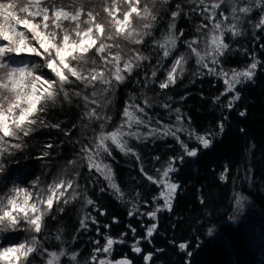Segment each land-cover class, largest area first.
I'll use <instances>...</instances> for the list:
<instances>
[{
  "label": "trees",
  "instance_id": "trees-1",
  "mask_svg": "<svg viewBox=\"0 0 264 264\" xmlns=\"http://www.w3.org/2000/svg\"><path fill=\"white\" fill-rule=\"evenodd\" d=\"M78 1L60 0V4L66 10L82 7L85 12L97 13V20L105 24L107 35L111 18L103 8L111 6L113 0H83V4ZM15 3L18 11L28 0H15ZM115 3L119 9L118 18H122V12L128 5L125 0H115ZM145 4L157 19L151 35L144 37L143 44L136 45L116 35H113V40H105L110 45H119L110 49L112 53L119 51L127 58L135 49L148 57L130 75L125 73L127 79L116 85L111 94L96 97L103 105L97 111L102 117H111V120L89 119L85 115L96 105L86 104L82 97L74 96L72 92L90 96L93 89L75 81L69 74L73 82L65 85V89L71 102L64 100L61 93L57 103L49 104L47 110L40 114L46 124H59L60 127L34 126L35 130L26 137L21 133L20 139L5 138L7 143L3 148L7 151L0 155V164H3L0 198L5 201L13 190L23 188L31 190L37 201L44 199L47 186L42 184L59 178L68 180L69 172L65 174L63 171L69 170L70 160L78 162L71 171L74 173L73 187L80 195L67 205L54 203L51 213L43 218L40 233L33 234L29 231L31 227L28 230L26 225L0 232V250L20 243L29 245L27 237L31 233L38 241L35 246L47 250L34 252L18 264H44L41 255L52 252L57 253V264H99L101 259L109 264H118L123 259L131 264H264V26H259L264 19V2L257 6L254 0H225L217 10L218 18L223 13L228 17L225 23L236 24L239 33L235 36L225 34L224 42L230 48L215 65L217 71L223 69L230 78L233 70L245 69L253 58L261 62L251 81L236 86L240 99L232 107L227 104L234 93L227 92L224 78L209 73L192 56L183 66L182 73L177 70L175 84L167 89L159 88L173 59L177 55H188L184 41L203 40V32L208 29L197 32V28L202 23L210 25L211 22L204 19L205 14L200 11L202 6L195 0H168L167 3L164 0H140L141 9ZM177 4L183 11L175 20L174 31L177 34L182 32L183 36L179 37L172 55L164 58L154 41L164 43L163 37L171 22L170 14L176 10ZM247 5H251V10L248 13L237 12L238 20H233L231 8ZM18 15L24 14L18 12ZM81 19L86 20L87 17L82 16ZM132 22L135 27L142 26L145 21L133 15ZM63 23L69 31L74 26L67 21ZM18 30L27 32L22 24ZM199 47L204 50L203 43ZM44 59V56L34 54H10L12 66L39 64L41 66L35 75L58 80L50 69L43 66ZM92 60L103 67L104 62L93 53H89L86 67L94 66ZM4 62L9 63V60L6 58ZM207 62L209 67H213L211 57ZM70 63L79 68V62ZM152 71L157 72L156 77L151 76ZM101 87L97 83L96 90L99 92ZM217 96L219 100H216ZM144 100L149 103L145 105ZM132 102L145 108V113L138 114L150 119L151 127L163 129L171 126L173 130L183 127V131L176 133L179 139L157 135L129 140L139 160L110 146L111 156H105L104 163L111 166L115 183L125 193L124 199H120L103 176L95 170L89 171L82 160L81 148L91 146L101 131H114L125 120L122 110ZM165 103L171 107H162ZM177 108L179 113L175 112ZM177 115L182 117V125L178 124ZM101 123L104 124L103 129L100 128ZM140 131L146 132L147 129L141 126ZM196 135L208 138L210 146L204 148L196 140ZM181 141L189 150L195 149L197 155L188 157ZM15 143H20L21 147H9ZM45 152L48 154L44 155ZM169 160L174 161L176 170L169 173L167 180L179 187L170 201L171 210L163 209L152 221L144 213L154 210L157 205L162 206L164 201L160 193L167 191L165 187L148 181L144 173L156 176V169L167 167ZM221 175L225 179L221 180ZM85 198L92 199L94 205H87ZM38 207L43 209L45 206L38 204ZM129 212L135 214L129 215ZM86 216L89 217L87 227H82L79 221ZM152 223H156L157 228L148 237L147 228ZM107 237L123 242L114 243L107 253L97 251L106 243ZM137 241L140 253L132 250ZM181 244L185 245L183 249ZM61 251L65 255L60 256ZM73 255L75 260L71 259ZM146 255L151 257L148 261L143 258ZM0 264L5 262L0 261Z\"/></svg>",
  "mask_w": 264,
  "mask_h": 264
},
{
  "label": "snow or ice",
  "instance_id": "snow-or-ice-1",
  "mask_svg": "<svg viewBox=\"0 0 264 264\" xmlns=\"http://www.w3.org/2000/svg\"><path fill=\"white\" fill-rule=\"evenodd\" d=\"M128 7L127 10L122 12V18H117L116 13L119 9L116 7L115 0L111 6H106L103 8V12L111 18L109 23L112 25V29L116 36H122L125 40H130L136 45L143 44L144 37L151 35V29L153 28L154 22L157 16L149 8L147 4L140 8V0H125ZM165 3L168 0H164ZM202 7L200 11L204 13V19L211 22L202 23L198 28L197 32H201L202 29H208V31L203 32V40L196 38L192 40L184 41L186 48L188 49V55H177L173 61L171 67L166 73L165 80L159 83V88L161 90L167 89L169 85L176 83L177 70L182 73L184 71V65L187 63L189 56L196 58V63L203 68H207L209 73L222 76L224 78V84L226 86L227 92L234 93L232 100L227 104L228 107H232L236 100L240 99V94L236 91V86L242 82H249L255 76V70L261 63L259 60L253 58L252 62L243 70L236 71L233 70L229 78V73L224 72L223 69L217 71L215 65L220 63V58L226 54L230 46L224 42V36L226 33H230L235 36L238 35L237 25L233 23H225L228 17L223 13L217 16V10L221 8L225 0H195ZM264 0H254L257 6H260ZM195 10V9H194ZM251 10V5L244 7H233L231 12L233 13V20H238L235 15L239 13H248ZM182 8L180 4L176 5V10L171 12V22L168 26V32L163 37L164 43L159 41H154L157 47L162 50L164 58H168L176 50L178 39L183 36V33H176L174 30L176 28L175 20L181 16ZM22 13L24 15H18ZM97 13L93 11L85 12L84 8H77L75 10H66V7L60 4V0H28V3L19 7L17 11V4L15 0H0V66H5L4 60L7 58L9 64L11 63L10 54L20 55L22 53H31L35 56H44L43 66L50 69L54 73L58 80L44 79L40 75H35L36 81L41 85L39 89H34L35 96L30 95L28 97L29 102L34 98L35 102L30 103V107L27 109L21 108V117L17 119L20 121L17 124L18 128H23L24 124L30 125V127L23 131V136H28L30 132L34 131V126H45V127H55L59 128V124L48 125L41 118L40 114L47 110L49 104L57 103L58 97L63 94V98L66 101H70L69 92L65 89V85L72 83L69 79V74L71 77L75 78V81H79L93 89L90 96L82 94V92L73 91L72 95L77 97H82L83 101L88 104L91 103L96 105V107L91 108L85 112V115L89 119L109 121L111 117L101 116L97 111L98 108H102L103 105L99 103L96 99L98 95L111 94L113 88L122 84L126 79L127 74H131L135 68L140 67L141 62L148 59L147 56L143 55L141 52L133 49L132 55L125 58L119 51L112 53L110 49L112 47H119V45H110L105 43V40H113L114 36L107 33L105 24L97 20ZM133 15L140 20L145 21L142 26H133L132 18ZM86 16L87 19L84 20L88 27L85 31L80 32L78 29L81 25V17ZM69 22L74 24L71 31L64 27L63 22ZM23 25L24 29L18 30L19 25ZM259 26H264V19H261ZM74 33V35H73ZM30 34V36H29ZM31 40V42H30ZM99 41V43H98ZM6 42V43H4ZM203 43L204 50L202 51L199 45ZM42 50V51H41ZM53 53H55V59H49ZM93 53L99 55L101 61H103V67L96 65V61L92 60L93 67H85L80 69L71 65L70 61H74L76 56L87 58L84 63L88 64V55ZM211 57V65L209 67L207 58ZM110 65V67H109ZM41 66V65H40ZM14 75L13 72L9 73V83H11ZM152 77L157 76L156 71L151 72ZM97 83L101 85L99 92L96 90ZM9 85L0 83V87L7 88ZM15 84H12L11 90L15 91ZM42 89V91H41ZM226 94V93H225ZM169 99H171L169 97ZM220 97L217 96L216 100ZM22 98L20 96L15 97V102L10 103L8 107L9 112H14L19 106ZM143 103L147 105L148 100H144ZM162 107L170 108L171 106L167 103L163 104ZM27 115H23V113ZM176 113L180 112V109H175ZM125 120L114 130L109 132L101 131L95 138L91 146L84 145L81 148L82 160L86 162V166L89 171L95 170L109 183V187L114 191V193L120 198L124 199L125 193L122 189L115 183L112 175V168L109 164L104 163L105 156H111V150L109 143L118 148L125 155H132L137 160L140 159L137 152L133 147L129 145V140H141L147 139L148 137L157 135H171L174 139H179L176 135L178 131H183V127H178L173 130L171 126H165L163 129L158 127L150 126V119H145L144 115H139L138 113H145V108L140 104L132 102L128 107L122 110ZM243 115V113H241ZM178 124L182 125L183 120L180 115L176 116ZM159 123V122H157ZM143 126L147 129L146 132H141L140 128ZM221 130L223 126L221 125ZM100 128H104V124H100ZM0 152L4 151L3 144L7 143L5 141L6 137H15L20 139V136L14 135L7 126H0ZM191 135V133H190ZM196 140L203 145L204 148L210 146L211 141L203 135H196ZM181 147L185 151L188 157H194L197 155L195 149L189 150L186 143L180 142ZM9 147L19 149L21 147L20 143L10 144ZM51 147V145H49ZM48 153L45 152L44 155ZM159 160V157H156ZM182 160L183 157H180ZM69 165H77L76 160H70ZM173 160H169L167 167H162L156 169V176L144 173L147 180L159 184L167 189V192H161L160 198H163V205H157L154 210L145 212L144 215L148 216L150 220L155 221L157 213L163 209L171 210L170 201L173 198L177 188L179 187L176 183L168 182L167 178L170 172H174L176 169L173 167ZM2 171V170H0ZM141 171L144 172L143 168ZM78 174V173H77ZM221 180L225 179L224 175H221ZM75 181L72 179L65 180L59 178L54 180L53 184L48 188V195L46 199H39L37 203L29 204L30 196L27 193L25 195V205L27 209L32 213V218L28 219V211L25 210L24 206H19V211L24 215L25 221L31 226V229L35 233H40L42 231L43 218L45 215L50 214L54 207V203L59 205L63 203L64 205L76 200L80 195L73 185ZM78 187V185H76ZM71 190V191H69ZM17 194L24 192L21 189H15ZM8 203L11 205V211H6L5 216L10 218L11 223L14 225H19L20 221L16 216L12 215L18 208L16 199L9 198ZM85 203L87 205H94L92 199L85 198ZM39 205H44L42 209L38 207ZM63 211V208L59 209ZM138 211V209H137ZM134 212H129V215H134ZM89 217H85L80 220L79 223L82 227H87L86 221ZM96 223L95 220H92ZM115 222V221H114ZM157 228L156 223H152L150 227L147 228L146 235L151 237L154 230ZM135 233V229H132ZM57 240L60 239L59 236L56 237ZM34 243L32 245H27L25 243L16 244L13 247H5L0 250V261H4L5 264H18V262L24 258L27 260L30 254L37 251H47L44 249H38L35 245L38 243L35 236L32 237ZM123 241H114L113 238L107 237L106 243L102 248H98L97 251H103L107 253L110 251L114 243ZM99 243V242H97ZM139 241L132 246V250L135 253H140L141 248L138 246ZM181 249L185 245H180ZM51 256L47 260V264H54V261L58 258L57 253H49ZM60 256L65 255L63 251L59 253ZM145 261H148L151 257L146 255L143 257ZM72 260L76 257L73 255ZM95 259V256H93ZM99 264H109L108 261L101 259ZM120 264H131L130 261H122Z\"/></svg>",
  "mask_w": 264,
  "mask_h": 264
},
{
  "label": "clouds",
  "instance_id": "clouds-1",
  "mask_svg": "<svg viewBox=\"0 0 264 264\" xmlns=\"http://www.w3.org/2000/svg\"><path fill=\"white\" fill-rule=\"evenodd\" d=\"M81 4H83V0H81ZM86 27H80L76 30L83 32L88 27V24L83 22ZM108 34L115 35L112 31L111 23L108 24ZM127 39V37H125ZM55 59V53L49 58ZM87 58L76 56L74 61L79 62V68L83 69L86 67L84 61ZM40 67L39 64H24L19 66H12L11 64L5 62V66H0V83L8 84L7 88L0 87V126H7V128L14 134L19 136L23 131L27 130L30 125L24 124L23 128H18L17 124L20 122L17 118L21 117V108L27 109L30 107V103H34V98L29 102L28 97L32 95L35 96L34 89H39L41 87L40 83L35 79V71ZM14 75L11 83H9V73L13 72ZM12 84H15L16 88L15 91L11 90ZM20 96L22 98L19 106L15 109L14 112H9L8 107L10 103L15 102V97ZM23 115H27V113H23ZM10 121V122H9ZM4 151H7L4 148ZM3 152H0L2 155ZM0 170H3V164H0ZM24 190V189H21ZM27 192L24 190V196L22 199H17L14 195H10L9 198L16 199L18 208L15 212H12V215L16 216V218L21 221L24 220V215L19 211V206H24L25 210L28 213H31L30 210L27 209L25 205V195ZM43 195V190L42 193ZM8 198V199H9ZM8 199L5 201L4 199L0 198V232H8L15 230L17 225L11 223L10 218L5 216L6 211H11V205L8 203ZM32 215L28 214V219H31ZM31 227L30 225H28ZM34 243V241H32Z\"/></svg>",
  "mask_w": 264,
  "mask_h": 264
},
{
  "label": "rangeland",
  "instance_id": "rangeland-1",
  "mask_svg": "<svg viewBox=\"0 0 264 264\" xmlns=\"http://www.w3.org/2000/svg\"><path fill=\"white\" fill-rule=\"evenodd\" d=\"M81 0H79L78 2H80ZM119 12H117L116 13V15H117V18L120 16V14H118ZM84 20V19H83ZM82 19H81V27H86V25L83 23L84 21H83ZM69 23V22H68ZM136 24V23H135ZM133 25H134V23H133ZM74 27V26H73ZM71 29L72 28H70V31H71ZM73 35H74V33H73ZM42 51V50H41ZM23 54V53H22ZM26 54H31V53H26ZM52 73V72H51ZM52 74H54V73H52ZM48 76V75H47ZM10 122V121H9ZM109 143V146H114V145H111V143L110 142H108ZM115 147V146H114ZM74 169V166H69V170H68V168L66 169V171H63V173H65V174H67L68 172V174H67V177H68V179H72L73 180V175H74V173H73V171H71V170H73ZM44 181V180H43ZM43 181H42V183H43ZM53 182H54V180H50V181H48L47 183L46 182H44L42 185H44V186H47L45 189H46V194L44 195V199H46V197H47V195L49 194L48 193V188H49V186L50 185H52L53 184ZM161 186V185H160ZM161 188H162V186H161ZM28 194H29V196H30V199H29V204H34V203H37L38 201H37V198L34 196V194H33V192L31 191V190H29V189H25V188H23ZM165 189V188H164ZM166 191H167V189H166ZM11 195H14L17 199H22L23 198V196H24V192H21V193H19V194H17L16 193V191H12V194ZM21 215H23V214H21ZM29 215H32V213H29ZM19 225H26V227L28 228V230H29V226H28V224L26 223V221L25 220H21L20 221V224ZM18 225V226H19ZM29 231H31L33 234L35 233L34 232V230H32L31 228H30V230ZM32 233L29 235V237H27L28 239H30V243H29V245H32L33 243H32ZM42 257H43V261H42V263H44V264H47V260L48 259H50L51 258V256L49 255V254H47L46 256H44V255H41ZM22 260V259H21ZM57 260L58 259H56L55 261H54V264H57ZM119 264V263H118Z\"/></svg>",
  "mask_w": 264,
  "mask_h": 264
},
{
  "label": "water",
  "instance_id": "water-1",
  "mask_svg": "<svg viewBox=\"0 0 264 264\" xmlns=\"http://www.w3.org/2000/svg\"><path fill=\"white\" fill-rule=\"evenodd\" d=\"M122 261H128V260H126V259H123V260H121L120 262H122Z\"/></svg>",
  "mask_w": 264,
  "mask_h": 264
},
{
  "label": "bare ground",
  "instance_id": "bare-ground-1",
  "mask_svg": "<svg viewBox=\"0 0 264 264\" xmlns=\"http://www.w3.org/2000/svg\"><path fill=\"white\" fill-rule=\"evenodd\" d=\"M120 264V263H119Z\"/></svg>",
  "mask_w": 264,
  "mask_h": 264
}]
</instances>
